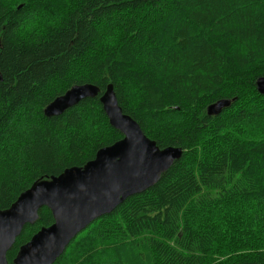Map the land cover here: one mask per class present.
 Returning a JSON list of instances; mask_svg holds the SVG:
<instances>
[{
	"label": "trees",
	"instance_id": "trees-1",
	"mask_svg": "<svg viewBox=\"0 0 264 264\" xmlns=\"http://www.w3.org/2000/svg\"><path fill=\"white\" fill-rule=\"evenodd\" d=\"M264 0H0V210L123 138L100 97L181 159L55 263L264 264ZM99 88L60 116L76 85ZM237 99L218 116L207 108ZM54 223L43 207L8 253Z\"/></svg>",
	"mask_w": 264,
	"mask_h": 264
},
{
	"label": "water",
	"instance_id": "water-1",
	"mask_svg": "<svg viewBox=\"0 0 264 264\" xmlns=\"http://www.w3.org/2000/svg\"><path fill=\"white\" fill-rule=\"evenodd\" d=\"M264 95V77L257 80ZM100 90L92 84L76 85L44 110L47 117L60 116L83 100L95 98ZM237 99L219 100L207 108L218 116ZM100 102L113 128L123 138L100 149L83 167L66 169L59 176L40 179L23 192L6 210H0V264H9L8 253L28 224L39 220L48 208L54 223L42 227L22 245L13 264H55L76 237L93 222L113 213L128 198L155 186L183 155L182 148L161 149L119 105L113 85Z\"/></svg>",
	"mask_w": 264,
	"mask_h": 264
},
{
	"label": "rangeland",
	"instance_id": "rangeland-1",
	"mask_svg": "<svg viewBox=\"0 0 264 264\" xmlns=\"http://www.w3.org/2000/svg\"><path fill=\"white\" fill-rule=\"evenodd\" d=\"M81 233L77 237H79L81 235ZM126 255L128 257V262L127 263L129 264L130 263V258H131V253H130L129 250L126 251ZM142 259H144V261L143 262H137V264H148L147 261L145 260L146 258H142ZM64 263H65V259H63L62 261L60 260V262H59V264H64ZM131 264H135V263L132 262Z\"/></svg>",
	"mask_w": 264,
	"mask_h": 264
},
{
	"label": "bare ground",
	"instance_id": "bare-ground-1",
	"mask_svg": "<svg viewBox=\"0 0 264 264\" xmlns=\"http://www.w3.org/2000/svg\"><path fill=\"white\" fill-rule=\"evenodd\" d=\"M69 248V247H68Z\"/></svg>",
	"mask_w": 264,
	"mask_h": 264
}]
</instances>
